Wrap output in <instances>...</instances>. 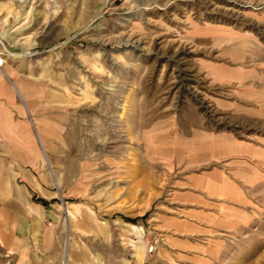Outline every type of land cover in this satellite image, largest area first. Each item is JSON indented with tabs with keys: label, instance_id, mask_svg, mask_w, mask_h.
<instances>
[{
	"label": "rangeland",
	"instance_id": "obj_1",
	"mask_svg": "<svg viewBox=\"0 0 264 264\" xmlns=\"http://www.w3.org/2000/svg\"><path fill=\"white\" fill-rule=\"evenodd\" d=\"M0 58L55 143L49 264L66 248L65 264H197L153 223L186 179L228 167L253 174L251 218L208 264H264V0H0Z\"/></svg>",
	"mask_w": 264,
	"mask_h": 264
},
{
	"label": "crops",
	"instance_id": "obj_2",
	"mask_svg": "<svg viewBox=\"0 0 264 264\" xmlns=\"http://www.w3.org/2000/svg\"><path fill=\"white\" fill-rule=\"evenodd\" d=\"M3 65L2 59L0 66ZM3 73L4 76L0 74V253H9L21 264H49L52 258H58L60 246L55 235L43 225L50 218L46 209L57 197L47 189L49 178L42 162L55 143L35 108L33 94L11 72ZM52 134L58 136L56 129ZM237 149L242 155L243 147ZM209 157L216 160L219 155L212 153ZM253 179L252 173L233 167L213 168L186 179L181 189L174 192L177 211L157 216L153 223V232L164 235L162 252L208 264L215 257L219 234L235 230L241 227L242 220L251 218V200L245 188ZM33 192L49 204L45 206L35 200ZM52 218L56 221L59 216L55 214ZM44 251L48 253L44 255ZM64 256L65 264L67 248Z\"/></svg>",
	"mask_w": 264,
	"mask_h": 264
},
{
	"label": "trees",
	"instance_id": "obj_3",
	"mask_svg": "<svg viewBox=\"0 0 264 264\" xmlns=\"http://www.w3.org/2000/svg\"><path fill=\"white\" fill-rule=\"evenodd\" d=\"M34 198H35V200H37V201L43 203V205H45V206H47V205L49 204V202H47V201H45V200H43V199H39V198H37L36 195L34 196Z\"/></svg>",
	"mask_w": 264,
	"mask_h": 264
},
{
	"label": "built area",
	"instance_id": "obj_4",
	"mask_svg": "<svg viewBox=\"0 0 264 264\" xmlns=\"http://www.w3.org/2000/svg\"><path fill=\"white\" fill-rule=\"evenodd\" d=\"M155 250V246H151L150 248H149V252H153Z\"/></svg>",
	"mask_w": 264,
	"mask_h": 264
},
{
	"label": "bare ground",
	"instance_id": "obj_5",
	"mask_svg": "<svg viewBox=\"0 0 264 264\" xmlns=\"http://www.w3.org/2000/svg\"><path fill=\"white\" fill-rule=\"evenodd\" d=\"M0 63H2V59H1V58H0ZM65 260H66V259H65V256H64V262H65Z\"/></svg>",
	"mask_w": 264,
	"mask_h": 264
}]
</instances>
